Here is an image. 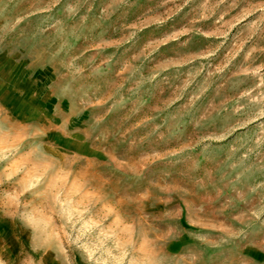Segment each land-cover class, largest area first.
I'll return each instance as SVG.
<instances>
[{"label": "rangeland", "instance_id": "rangeland-1", "mask_svg": "<svg viewBox=\"0 0 264 264\" xmlns=\"http://www.w3.org/2000/svg\"><path fill=\"white\" fill-rule=\"evenodd\" d=\"M0 264H264V0H0Z\"/></svg>", "mask_w": 264, "mask_h": 264}]
</instances>
